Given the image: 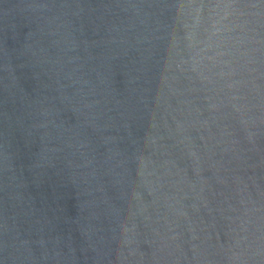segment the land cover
<instances>
[{
  "label": "clouds",
  "instance_id": "obj_1",
  "mask_svg": "<svg viewBox=\"0 0 264 264\" xmlns=\"http://www.w3.org/2000/svg\"><path fill=\"white\" fill-rule=\"evenodd\" d=\"M0 264H264V0H0Z\"/></svg>",
  "mask_w": 264,
  "mask_h": 264
}]
</instances>
